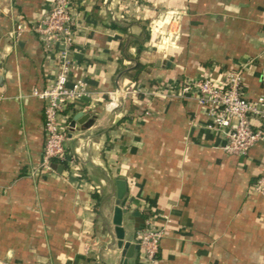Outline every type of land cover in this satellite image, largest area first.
Listing matches in <instances>:
<instances>
[{
  "label": "crops",
  "instance_id": "1",
  "mask_svg": "<svg viewBox=\"0 0 264 264\" xmlns=\"http://www.w3.org/2000/svg\"><path fill=\"white\" fill-rule=\"evenodd\" d=\"M51 4L0 0V264H119L116 179L124 238L133 242L148 215L162 228L152 264H264V200L252 189L264 141L226 152L194 94L173 90L244 63L245 95L264 96V0H70V76L92 93L58 116L72 163L47 169L43 103L30 92L54 78L57 44L44 48L30 24ZM136 61L144 67L133 79ZM159 81L172 88L103 106L117 85ZM139 255L133 248L128 264Z\"/></svg>",
  "mask_w": 264,
  "mask_h": 264
},
{
  "label": "built area",
  "instance_id": "2",
  "mask_svg": "<svg viewBox=\"0 0 264 264\" xmlns=\"http://www.w3.org/2000/svg\"><path fill=\"white\" fill-rule=\"evenodd\" d=\"M73 23L70 0H52L48 10L30 24V29L41 38L44 48L57 44L54 78L41 88H32L30 92L43 103L44 141L38 166L47 169L51 168V162L55 160L72 163L74 157L66 152L64 146L68 127L59 122L58 116L75 106L78 99L90 97L92 93L83 78L70 76L75 67L70 56ZM21 28L16 24L15 33L18 34ZM243 66L244 63L224 66L218 80L202 74L183 78L173 88L182 96L194 94L197 102L204 107L208 126L223 134L222 148L233 154H244L256 141H264V96L259 94L248 98L245 95L242 84ZM164 85L166 83L163 81L155 82L149 88L117 85L107 92L103 106L112 109L123 98L135 96L136 92H140L141 97L153 99L161 94L160 89ZM88 106L89 103L84 105ZM252 189L264 200V162ZM161 236L162 228L153 224L149 215L146 216L142 226L136 228L133 235V242L137 244L140 253V264L155 262Z\"/></svg>",
  "mask_w": 264,
  "mask_h": 264
},
{
  "label": "water",
  "instance_id": "3",
  "mask_svg": "<svg viewBox=\"0 0 264 264\" xmlns=\"http://www.w3.org/2000/svg\"><path fill=\"white\" fill-rule=\"evenodd\" d=\"M157 61L156 63H158ZM87 114H84L81 111H77L73 118H78V121H81L83 118H85ZM73 121H69L68 125L69 128H72ZM58 164L56 162H51V166L55 167ZM125 191V183L123 179H116V199H115V205L113 207L112 211V217L111 222L113 224V232L114 236L116 238V245L120 247V259L119 264H128L127 259L131 254V251L133 248L137 247V244L130 241L129 239L124 238V224L126 223V220L122 217L123 212H125V208H121L119 205V199L122 197L123 193ZM134 214H138L137 210H134L131 212V214H126V218H132ZM140 220L142 221V218L140 217ZM143 222L140 226H142ZM136 228L139 226L138 224L134 225Z\"/></svg>",
  "mask_w": 264,
  "mask_h": 264
},
{
  "label": "trees",
  "instance_id": "4",
  "mask_svg": "<svg viewBox=\"0 0 264 264\" xmlns=\"http://www.w3.org/2000/svg\"><path fill=\"white\" fill-rule=\"evenodd\" d=\"M144 67V64L136 61L135 64H133L132 68L133 71L129 74L131 78L133 79H137V76L140 72V70ZM134 264H137V262H135Z\"/></svg>",
  "mask_w": 264,
  "mask_h": 264
}]
</instances>
